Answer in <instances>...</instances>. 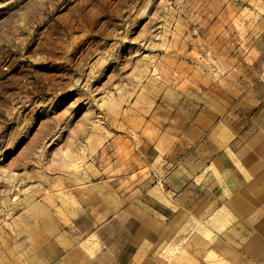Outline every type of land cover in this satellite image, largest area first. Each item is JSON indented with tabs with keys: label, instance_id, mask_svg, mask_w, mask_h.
Returning <instances> with one entry per match:
<instances>
[{
	"label": "rangeland",
	"instance_id": "rangeland-1",
	"mask_svg": "<svg viewBox=\"0 0 264 264\" xmlns=\"http://www.w3.org/2000/svg\"><path fill=\"white\" fill-rule=\"evenodd\" d=\"M251 90L264 0H0V264L146 205L166 148Z\"/></svg>",
	"mask_w": 264,
	"mask_h": 264
},
{
	"label": "crops",
	"instance_id": "crops-1",
	"mask_svg": "<svg viewBox=\"0 0 264 264\" xmlns=\"http://www.w3.org/2000/svg\"><path fill=\"white\" fill-rule=\"evenodd\" d=\"M241 105L217 121L199 118L166 148L146 205L84 220L80 236L58 233L35 264H204L214 248L264 264V95L251 90Z\"/></svg>",
	"mask_w": 264,
	"mask_h": 264
},
{
	"label": "bare ground",
	"instance_id": "bare-ground-1",
	"mask_svg": "<svg viewBox=\"0 0 264 264\" xmlns=\"http://www.w3.org/2000/svg\"><path fill=\"white\" fill-rule=\"evenodd\" d=\"M224 251V250H223Z\"/></svg>",
	"mask_w": 264,
	"mask_h": 264
}]
</instances>
